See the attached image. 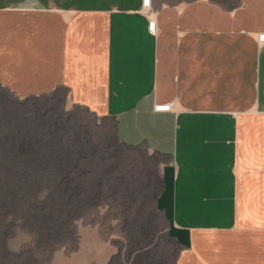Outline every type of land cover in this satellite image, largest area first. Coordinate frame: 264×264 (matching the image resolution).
Returning a JSON list of instances; mask_svg holds the SVG:
<instances>
[{
	"label": "crops",
	"instance_id": "1",
	"mask_svg": "<svg viewBox=\"0 0 264 264\" xmlns=\"http://www.w3.org/2000/svg\"><path fill=\"white\" fill-rule=\"evenodd\" d=\"M155 8L152 36L143 0H0V49L166 158L193 202L186 264H264V4Z\"/></svg>",
	"mask_w": 264,
	"mask_h": 264
},
{
	"label": "rangeland",
	"instance_id": "2",
	"mask_svg": "<svg viewBox=\"0 0 264 264\" xmlns=\"http://www.w3.org/2000/svg\"><path fill=\"white\" fill-rule=\"evenodd\" d=\"M154 1L155 15L198 0ZM208 1L232 11L244 0ZM165 161L121 144L112 120L64 90L23 99L0 86V264H176Z\"/></svg>",
	"mask_w": 264,
	"mask_h": 264
},
{
	"label": "bare ground",
	"instance_id": "3",
	"mask_svg": "<svg viewBox=\"0 0 264 264\" xmlns=\"http://www.w3.org/2000/svg\"><path fill=\"white\" fill-rule=\"evenodd\" d=\"M264 4V0H244L242 6ZM187 18L226 11L208 0H198L190 4L176 6ZM262 35L259 36V43ZM0 86L21 98L39 97L54 93L10 56L0 49ZM166 190L160 200V208L167 213L178 238L182 251L176 264H186L188 240L192 216L193 202L174 188L167 181Z\"/></svg>",
	"mask_w": 264,
	"mask_h": 264
},
{
	"label": "built area",
	"instance_id": "4",
	"mask_svg": "<svg viewBox=\"0 0 264 264\" xmlns=\"http://www.w3.org/2000/svg\"><path fill=\"white\" fill-rule=\"evenodd\" d=\"M153 1L154 0H143V9L147 12L148 17V31L152 36H156L158 34V27H157V19L156 16L151 13L153 12ZM261 42H264V35L260 38ZM174 105H157L155 107V111L158 113H170L173 112L175 109Z\"/></svg>",
	"mask_w": 264,
	"mask_h": 264
}]
</instances>
